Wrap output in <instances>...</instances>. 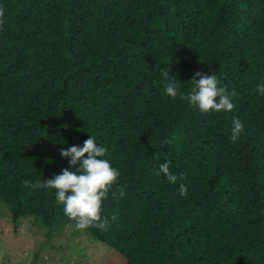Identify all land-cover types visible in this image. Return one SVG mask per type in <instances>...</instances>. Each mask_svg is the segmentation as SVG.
Returning a JSON list of instances; mask_svg holds the SVG:
<instances>
[{"label":"trees","instance_id":"trees-1","mask_svg":"<svg viewBox=\"0 0 264 264\" xmlns=\"http://www.w3.org/2000/svg\"><path fill=\"white\" fill-rule=\"evenodd\" d=\"M197 70L235 92L232 111L181 98ZM260 84L264 0H0V198L14 222L77 224L36 185L75 170L60 150L92 133L119 176L105 228L83 229L126 264H264Z\"/></svg>","mask_w":264,"mask_h":264},{"label":"clouds","instance_id":"clouds-1","mask_svg":"<svg viewBox=\"0 0 264 264\" xmlns=\"http://www.w3.org/2000/svg\"><path fill=\"white\" fill-rule=\"evenodd\" d=\"M162 75L168 80L164 86L165 94L176 97L179 85L175 77H169L168 71H164ZM190 81L192 86L186 97L184 93H179L181 98L187 99L188 105L194 106L201 113L233 110L235 92H229L221 86L216 75L197 70ZM257 91L264 94V84L257 85ZM231 125V139L235 141L242 133L244 124L234 116ZM60 152L62 157L68 158L70 166H75V170L65 167L60 173L44 179L42 183L37 182L36 186L54 189L56 202L63 206V212L67 217L76 220L77 227L85 228L92 225L104 229L107 220L101 218L102 203L119 176V170L106 158V147L91 133L82 145L61 148ZM170 164L169 160L161 163L157 174H164L167 181L175 184L178 177L170 171ZM178 192L180 196L186 195V185L181 183ZM113 195L116 196L117 193ZM118 195H124L122 187Z\"/></svg>","mask_w":264,"mask_h":264},{"label":"rangeland","instance_id":"rangeland-1","mask_svg":"<svg viewBox=\"0 0 264 264\" xmlns=\"http://www.w3.org/2000/svg\"><path fill=\"white\" fill-rule=\"evenodd\" d=\"M0 264H126L112 247L73 221L49 228L34 216L12 220L0 198Z\"/></svg>","mask_w":264,"mask_h":264}]
</instances>
